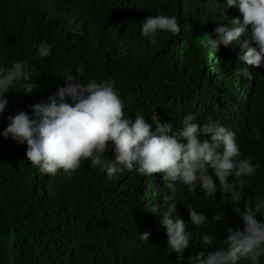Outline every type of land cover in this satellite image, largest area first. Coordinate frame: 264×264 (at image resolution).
I'll return each instance as SVG.
<instances>
[{"label":"trees","instance_id":"trees-1","mask_svg":"<svg viewBox=\"0 0 264 264\" xmlns=\"http://www.w3.org/2000/svg\"><path fill=\"white\" fill-rule=\"evenodd\" d=\"M161 14L176 17L181 30L158 32L152 44L141 23ZM241 16L226 0H0V67L27 60L36 84L29 94L23 81L16 82L0 115V264H191L190 256L221 247L229 228H243L219 190L205 198L199 187L189 192L176 182L173 193L162 175L142 176L136 169L109 180L90 161L71 178L50 176L27 160L26 143L3 136L9 116L33 115L31 106L48 102L65 85L62 72L83 64L85 82L114 81L128 118L142 115L154 129L157 117L175 131L193 114L201 125L219 122L235 132L243 157L260 165L241 178L245 197L255 203L264 198V67L238 61L236 42L218 50L207 43L216 27ZM243 39H251L250 29ZM40 43L51 45L49 57L39 56ZM253 125L259 139L249 132ZM106 156L114 159V151ZM171 207L192 234L183 261L167 247L163 219ZM189 207L208 224L192 225ZM154 208L159 211H147ZM214 214L226 218L214 221ZM204 234L216 237L209 249Z\"/></svg>","mask_w":264,"mask_h":264},{"label":"clouds","instance_id":"clouds-1","mask_svg":"<svg viewBox=\"0 0 264 264\" xmlns=\"http://www.w3.org/2000/svg\"><path fill=\"white\" fill-rule=\"evenodd\" d=\"M226 4L238 7L242 16L230 19L229 26L216 27L212 36L207 37V43L211 49L218 50L236 42L241 48L238 61L256 68L264 67V0H226ZM141 25L142 35L152 44L157 42L158 32L178 35L181 30L176 17L163 14L152 15ZM249 29L251 39H243ZM252 43L256 47L250 46ZM51 53V45L40 43L38 54L41 58ZM84 72L83 64L76 67L75 72L65 69L60 76L65 85L59 87L48 102L31 106L33 115L21 111L8 117L4 138L11 136L20 144L26 143L27 160L40 173L50 176L62 172L71 178L84 162L90 161L93 168L99 166L106 172L109 180L124 169H136L142 176L162 175L173 193L177 190L176 182L186 185L189 192L199 187L205 198L215 197L219 190L242 218L243 228H235L237 224L235 229L229 228L227 237L220 241L221 247L190 256L191 264H238L242 259L260 264V258L264 257V222L258 216H264V198L258 197L255 203L246 198L245 182L241 179L253 176L260 165L243 157L235 132L219 122L201 125L195 122L193 114L186 115L182 127L175 131L172 123H161L156 117L153 129L142 115L134 120L125 115V102L114 81L89 79L85 82ZM246 75L251 78V73ZM18 81L24 82L22 90L26 93L31 94L36 88L27 60L0 67V115L9 104L5 94ZM249 132L259 139L255 125ZM109 151H114V159L106 156ZM229 177L235 179L230 182ZM187 210L192 225L208 224L204 214L190 207ZM174 212L175 207H171L164 213L163 226L167 247L183 261L192 234L187 230V222L179 215L174 216ZM225 218V215L214 214L212 220L223 222ZM141 238L148 240L149 233H142ZM215 240L214 235L204 234L202 245L209 249Z\"/></svg>","mask_w":264,"mask_h":264}]
</instances>
